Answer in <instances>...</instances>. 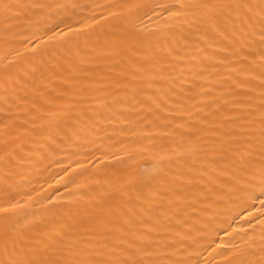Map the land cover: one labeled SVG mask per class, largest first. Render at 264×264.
<instances>
[{"label":"bare ground","instance_id":"obj_1","mask_svg":"<svg viewBox=\"0 0 264 264\" xmlns=\"http://www.w3.org/2000/svg\"><path fill=\"white\" fill-rule=\"evenodd\" d=\"M0 264H264V0H0Z\"/></svg>","mask_w":264,"mask_h":264}]
</instances>
